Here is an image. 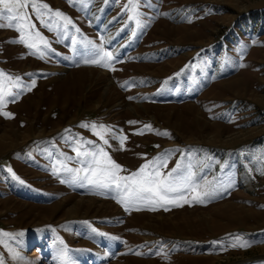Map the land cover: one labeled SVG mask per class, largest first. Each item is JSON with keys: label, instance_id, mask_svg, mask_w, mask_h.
Returning a JSON list of instances; mask_svg holds the SVG:
<instances>
[{"label": "rangeland", "instance_id": "374dc122", "mask_svg": "<svg viewBox=\"0 0 264 264\" xmlns=\"http://www.w3.org/2000/svg\"><path fill=\"white\" fill-rule=\"evenodd\" d=\"M34 2L0 27V264H264V0ZM100 148L119 176L179 161L195 191L69 182Z\"/></svg>", "mask_w": 264, "mask_h": 264}, {"label": "snow or ice", "instance_id": "6c2138e0", "mask_svg": "<svg viewBox=\"0 0 264 264\" xmlns=\"http://www.w3.org/2000/svg\"><path fill=\"white\" fill-rule=\"evenodd\" d=\"M107 3L108 0H105ZM31 4L32 11L38 16L41 14L40 8L36 5L34 0H0V20H7L8 23H0V27H16L18 31L23 32L24 25L20 23L28 19V14L22 11ZM43 8H48V5H42ZM56 16L61 17L63 20L71 24V21L63 15V13L56 11ZM46 27H51L50 24H45ZM36 37L40 39V42L47 44V41L40 37L37 32ZM25 42L26 41H23ZM28 47H36L35 43L29 44ZM100 59L92 60L91 63L103 64L107 66L109 60L112 59L111 53H97ZM107 58V59H105ZM88 62V61H86ZM18 93L3 92L0 90V104L3 103L6 97L12 99ZM6 116H10V113H3ZM95 127V126H94ZM101 128L104 126L101 125ZM97 135L103 140L104 144L108 141L103 138V136L97 132ZM77 155H84L88 157L84 163L87 167L82 169H71L65 168L64 170L69 173H76L70 178L71 183H76L77 181L86 180L90 185H96L98 188L109 189L114 186L116 190L121 192L122 203L124 202H135L137 200H144L146 202L160 204H176L177 199H182L186 191L192 190L193 184L196 183L194 177L195 174L188 171L184 174L180 171V162H177V166L172 168L166 174L161 171L162 168L166 167V156L159 159H153L141 166L137 172L132 173L130 176H119L117 171L121 168L119 164L111 161L107 154L102 148L98 149L96 152L83 153L77 152ZM83 172L84 175L81 176L80 173ZM62 183L64 181H61ZM231 187V185H229ZM216 194L214 189L207 190L197 196L193 197V200H199L200 196L204 198H211ZM185 203L189 201L185 200ZM167 210V209H165ZM233 246H245L243 244H234Z\"/></svg>", "mask_w": 264, "mask_h": 264}, {"label": "bare ground", "instance_id": "6f19581e", "mask_svg": "<svg viewBox=\"0 0 264 264\" xmlns=\"http://www.w3.org/2000/svg\"><path fill=\"white\" fill-rule=\"evenodd\" d=\"M183 218H185V215L183 216Z\"/></svg>", "mask_w": 264, "mask_h": 264}]
</instances>
